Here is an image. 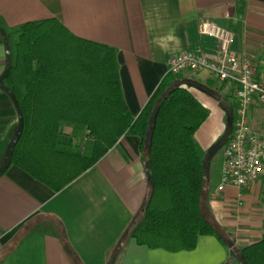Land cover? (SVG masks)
I'll return each mask as SVG.
<instances>
[{
	"label": "crops",
	"instance_id": "obj_1",
	"mask_svg": "<svg viewBox=\"0 0 264 264\" xmlns=\"http://www.w3.org/2000/svg\"><path fill=\"white\" fill-rule=\"evenodd\" d=\"M48 18L77 37L116 49L121 89L133 118L168 74L171 55H217L218 42L199 31L202 20L233 32L232 49L254 63L256 78L264 83V0H0L2 26ZM5 60L0 36V76ZM192 73L178 77L195 79ZM201 73L205 80L212 78L208 71ZM189 90L210 110L196 132L208 149L223 131L224 112L213 98ZM221 93L234 99L230 84ZM17 122L15 106L0 88V154ZM62 131L69 137L72 127L63 125ZM139 146L137 135L121 136L58 192L10 165L0 176V264H243L241 254L214 235H201L193 249L179 251L141 245L130 236L129 226L148 194L147 162ZM223 163L224 158L207 206L239 250L264 237V177L217 193Z\"/></svg>",
	"mask_w": 264,
	"mask_h": 264
},
{
	"label": "trees",
	"instance_id": "obj_2",
	"mask_svg": "<svg viewBox=\"0 0 264 264\" xmlns=\"http://www.w3.org/2000/svg\"><path fill=\"white\" fill-rule=\"evenodd\" d=\"M3 28L11 51L5 82L24 120L10 165L58 192L121 136L137 135L141 155L150 165V181L129 226L130 236L141 245L179 251L193 249L201 235H214L242 254L244 264H264V237L236 250L209 211L207 149L196 132L210 110L179 84L178 75L168 73L133 118L123 97L114 47L77 37L56 18ZM215 80L212 75L207 81ZM208 82L234 110L235 102L221 93L227 83L213 88ZM63 125L72 127L71 136L63 133ZM74 138L82 140L80 149Z\"/></svg>",
	"mask_w": 264,
	"mask_h": 264
},
{
	"label": "built area",
	"instance_id": "obj_3",
	"mask_svg": "<svg viewBox=\"0 0 264 264\" xmlns=\"http://www.w3.org/2000/svg\"><path fill=\"white\" fill-rule=\"evenodd\" d=\"M199 31L218 42V53L181 51L168 59L167 72L208 71L219 82L233 88V130L223 146L224 163L217 193L225 188L249 187L264 177V83L256 78V67L232 49L234 34L210 20L199 23ZM264 75V65L263 71Z\"/></svg>",
	"mask_w": 264,
	"mask_h": 264
},
{
	"label": "water",
	"instance_id": "obj_4",
	"mask_svg": "<svg viewBox=\"0 0 264 264\" xmlns=\"http://www.w3.org/2000/svg\"><path fill=\"white\" fill-rule=\"evenodd\" d=\"M0 36H1L2 41H3V45L5 48V56H6L5 68H4L3 73L0 76V88L9 96V98L11 99L12 103L15 106V109H16V112L18 115V122L14 126L13 134L9 138V140L7 141V144L5 146L3 153L0 154V176H1L2 174H4V172L10 166L11 157H12L14 147H15L16 143L18 142V140L21 136L22 130H23L24 120H23V113H22L20 104H19L15 94L11 90V88L5 82L8 74H9L10 68H11V51H10V44H9L7 32L1 24H0ZM179 84L182 86L188 87V88H195V89L205 93L209 97L213 98L215 101H217L218 105L220 106V108L225 113V121L226 122H225L224 132L207 149L206 159H205L204 165L206 166L208 172H210V165H211V161H212L214 155L225 145V143L228 141V139L230 138V136L232 134L233 119H234L232 104L227 98L223 97L221 94H218L214 89L210 88L206 84H203V83H201L195 79L184 78V79L179 81ZM167 93H168V90L165 92V94H167ZM160 101H161V99L158 100V102H160ZM149 169H150V165L147 164V179H148V181H150V170ZM208 178H209V175H208ZM239 258H240V261L244 264V257L242 254L240 255Z\"/></svg>",
	"mask_w": 264,
	"mask_h": 264
},
{
	"label": "rangeland",
	"instance_id": "obj_5",
	"mask_svg": "<svg viewBox=\"0 0 264 264\" xmlns=\"http://www.w3.org/2000/svg\"><path fill=\"white\" fill-rule=\"evenodd\" d=\"M206 74L204 73H201V74H198V73H192L191 76L195 79H201L202 81H206L208 82L207 80H205V76ZM216 80L214 83L212 82H208L209 85H213L214 87H216ZM231 101L234 102V99L230 98ZM225 113H224V119H223V123H224V127H223V131L221 132L220 136L223 134L224 132V129H225ZM219 136V137H220ZM218 137V138H219ZM74 144L76 146V148L80 149L82 147V140H80L79 138H76L74 140ZM223 158H224V155H223V147L214 155L212 161H211V165H210V170H211V182L208 183V187L207 189H211V187H214L215 186V183L216 181H218L219 179V173L221 171V166H222V162H223ZM220 182V181H219ZM264 182V181H263ZM219 185V184H218Z\"/></svg>",
	"mask_w": 264,
	"mask_h": 264
}]
</instances>
